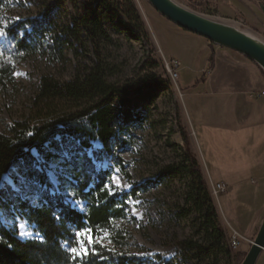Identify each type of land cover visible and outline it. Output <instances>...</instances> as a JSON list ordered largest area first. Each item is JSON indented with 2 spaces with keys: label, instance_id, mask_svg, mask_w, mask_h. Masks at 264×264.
Wrapping results in <instances>:
<instances>
[{
  "label": "trees",
  "instance_id": "16d2710c",
  "mask_svg": "<svg viewBox=\"0 0 264 264\" xmlns=\"http://www.w3.org/2000/svg\"><path fill=\"white\" fill-rule=\"evenodd\" d=\"M13 5V0H0V27L6 32L0 43V92L14 83L15 66L22 60L38 57L62 70L71 62L68 54L75 62L70 78L41 74L33 99L35 114L14 121L7 132H0V264H175L176 258L164 260L153 255L143 260L123 251L122 231L115 224L126 219L127 200L145 190L147 183L157 185L178 175L185 177L186 185L183 204L177 206L175 215L178 219L193 217L196 236L177 242L180 260L218 264L221 256L227 263L241 261L246 252L234 253L229 248L227 232L177 118L182 146L171 145L175 159L160 168L155 180L134 186L129 192L110 195L109 172L96 170L86 152L90 141L97 140L102 145L100 152L112 155L125 174L116 155L118 147L132 141L133 130L141 128L146 119L145 107L155 102L160 91L171 87L169 78L154 72L124 82L112 79L118 65L105 56V49L113 43L108 27L125 30L129 38L150 44L134 1L54 0L38 15L2 25L3 12ZM60 7H70L72 12L61 17ZM158 65L149 54L142 69ZM207 65L210 70L212 54ZM60 143L72 146L73 152L62 159L54 187L46 169L60 157ZM5 175L11 176L16 190L3 185ZM67 197L84 201L85 210L72 207ZM16 217L31 224L41 238L21 239ZM78 231L82 234L79 238ZM103 233L109 234L111 246L97 242ZM89 236L96 242L88 245ZM80 240L90 248L84 260L73 259L70 251L81 246Z\"/></svg>",
  "mask_w": 264,
  "mask_h": 264
},
{
  "label": "rangeland",
  "instance_id": "374dc122",
  "mask_svg": "<svg viewBox=\"0 0 264 264\" xmlns=\"http://www.w3.org/2000/svg\"><path fill=\"white\" fill-rule=\"evenodd\" d=\"M53 1L13 0V7L3 12L5 21L2 25L24 16L38 15L44 6ZM133 1L149 34L150 44L147 45L143 41L129 38L125 30L108 27L113 43L105 49V56L110 62L118 65L117 73L112 79L124 82L135 75L154 72L169 78L171 87L160 91L155 102L145 107L146 119L141 128L137 127L133 130L132 141L118 147L116 155L122 160L127 176L117 167L112 155L100 152L102 145L97 140H91V147L86 149L87 154L93 159L95 169L109 172L107 187L112 192L120 193L129 192L134 186L155 180L160 168L175 159L176 154L171 145L182 146L176 118L187 134L190 152L197 158L191 126L183 105V88L179 70L181 62L177 58L166 56L165 53V46L173 44L174 30H178L175 29L177 26L162 17L147 0ZM174 1L202 15L231 23L251 36L264 41V11L262 10L264 0ZM67 12H72L70 7L66 10L60 7L61 17L67 15ZM4 39L5 36L0 37V43ZM149 54L151 59L159 65L155 69L143 70ZM68 58L71 62L64 70L60 66L48 65L38 57L27 58L16 64L13 73L14 83L9 85L5 91L0 92V132H7L14 121L29 119L35 114L33 99L41 74L50 73L64 79L72 76L75 60L71 54H68ZM173 62H177L179 66L174 68ZM169 69L172 70V73ZM174 73L177 75L174 76ZM122 138L129 140L126 137ZM59 149L60 157L55 162H50L46 169L47 176L54 187L58 183L56 173L60 172L62 159L73 152L72 146L65 143H60ZM34 154L36 155L35 152ZM3 185L16 188L9 175L3 177ZM185 185L186 179L182 175L166 179L157 185L150 186L147 183L145 190H141L137 195L135 194L127 200L126 219L115 224V227L122 231L121 235L125 244L123 251L143 260L148 259L149 256L157 255L164 260L176 258L175 264H198L195 260L181 261L178 255L177 242L196 237L193 217L178 219L175 215L177 206L183 204L182 192L185 190ZM211 196L215 198L212 193ZM66 200L75 209L85 210L86 203L84 201L71 197H67ZM217 207L225 228L230 231V224L218 203ZM131 218H134L136 222H132ZM14 223L21 239L41 238L40 234L35 232L33 226L26 220L16 217ZM230 233L227 234L228 237L233 234ZM252 240L249 245L248 242L240 240L238 249L234 253L247 252ZM98 241L103 245L111 246L108 233L99 236ZM241 261H236L235 264H240ZM199 264H211V261L206 260ZM218 264H233V260L227 263L220 256ZM256 264H264V249Z\"/></svg>",
  "mask_w": 264,
  "mask_h": 264
},
{
  "label": "crops",
  "instance_id": "0c3cea01",
  "mask_svg": "<svg viewBox=\"0 0 264 264\" xmlns=\"http://www.w3.org/2000/svg\"><path fill=\"white\" fill-rule=\"evenodd\" d=\"M175 29L181 32L174 30L165 53L181 62L183 105L203 178L209 191L216 183L227 186L212 196L220 223L217 203L230 224V231L223 226L227 234L249 245L264 216V77L241 54Z\"/></svg>",
  "mask_w": 264,
  "mask_h": 264
},
{
  "label": "water",
  "instance_id": "95a60500",
  "mask_svg": "<svg viewBox=\"0 0 264 264\" xmlns=\"http://www.w3.org/2000/svg\"><path fill=\"white\" fill-rule=\"evenodd\" d=\"M165 19L177 27L205 38L209 43L230 49L254 62L264 73V41L235 25L197 13L174 0H147ZM264 11V8L262 7ZM264 249V216L240 264H256Z\"/></svg>",
  "mask_w": 264,
  "mask_h": 264
},
{
  "label": "built area",
  "instance_id": "2783aa9c",
  "mask_svg": "<svg viewBox=\"0 0 264 264\" xmlns=\"http://www.w3.org/2000/svg\"><path fill=\"white\" fill-rule=\"evenodd\" d=\"M178 66L179 64L177 62H173L174 68ZM169 71L170 73H172L171 69H169ZM176 75L177 74L174 73V76ZM261 95H264V91H261ZM226 190H227V186L224 183H216L211 186V193L214 194L215 196L222 192H225ZM239 244H240V239L235 233H233L228 237V246L232 251H235L238 248Z\"/></svg>",
  "mask_w": 264,
  "mask_h": 264
},
{
  "label": "snow or ice",
  "instance_id": "6c2138e0",
  "mask_svg": "<svg viewBox=\"0 0 264 264\" xmlns=\"http://www.w3.org/2000/svg\"><path fill=\"white\" fill-rule=\"evenodd\" d=\"M5 35H6V32L4 28L0 27V37H3ZM112 194H114V192L110 193V195ZM76 236L79 238L82 236V234L78 231L76 232ZM95 242L96 241L91 236L88 237V245H91ZM80 245L81 246L79 248L72 247L70 249L71 253L73 254V259H76L77 257H79L81 260H84L89 255L90 248L84 244L83 240H80Z\"/></svg>",
  "mask_w": 264,
  "mask_h": 264
}]
</instances>
